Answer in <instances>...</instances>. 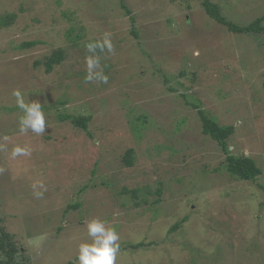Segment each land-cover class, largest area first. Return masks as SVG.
Listing matches in <instances>:
<instances>
[{
	"label": "rangeland",
	"instance_id": "rangeland-1",
	"mask_svg": "<svg viewBox=\"0 0 264 264\" xmlns=\"http://www.w3.org/2000/svg\"><path fill=\"white\" fill-rule=\"evenodd\" d=\"M202 1L0 0V18L13 15L0 26V231L17 264H80L92 220L118 234L115 264H264V35L229 32ZM211 1L239 25L264 11V0ZM14 93L41 104L43 133L21 132ZM190 103L234 126L228 150L254 159L255 181L224 170ZM59 113L88 115L90 135ZM17 146L29 154L13 157ZM141 240L151 245L129 247Z\"/></svg>",
	"mask_w": 264,
	"mask_h": 264
},
{
	"label": "trees",
	"instance_id": "trees-1",
	"mask_svg": "<svg viewBox=\"0 0 264 264\" xmlns=\"http://www.w3.org/2000/svg\"><path fill=\"white\" fill-rule=\"evenodd\" d=\"M203 8L206 14L217 22L220 25H223L227 28V30L231 33H246V34H263L264 35V11L261 15L255 17L252 21L245 25L236 24L230 20H227L221 13L218 4L212 2L211 0H203L202 1ZM126 10L127 15L131 14L130 10L123 5ZM6 17V18H5ZM0 18V26H5L10 24L11 18L13 19V15L5 16ZM130 20L133 22V17L130 16ZM38 41H28L23 42L19 45L20 48H28L33 45H36ZM63 60V51L61 49L54 50L49 56L45 58L42 62L44 65L45 72L49 73L54 65L59 64ZM40 63L36 61L35 64ZM187 102V101H186ZM60 103H65V100L60 101ZM192 108L196 109L198 114L200 123H201V132L209 136L212 140H214L224 153V163L223 167L224 170L231 176L245 181H255V179L261 174V169L256 164L254 159L250 156L240 154L235 155L232 154L228 150V143L227 140L230 135L234 131L233 125H221L218 123L214 116H211L207 111L200 107L197 103H190L189 104ZM57 118L59 120H69L71 124L75 128H80L86 132L89 136L90 132L88 129V115H73V114H57ZM132 149H127L123 160L127 166H131L132 164ZM262 188V186H260ZM130 196L134 199L137 197L136 190H126L124 189L121 193L128 192ZM160 190H156L155 193L159 194ZM142 203L145 202L144 200H140ZM156 202L159 200L156 199ZM140 202L134 201V205H138ZM80 206L79 203L74 202L73 204L67 205L66 210L70 209H78ZM184 218L174 222L172 226L169 228V232L177 229L180 224L183 222ZM150 242H145L141 240L136 243H130L129 247L132 249L141 248L150 246ZM120 249H123V246L120 245ZM16 247L14 246L13 242L11 241L9 235L5 233V231H0V264H17L16 259Z\"/></svg>",
	"mask_w": 264,
	"mask_h": 264
},
{
	"label": "clouds",
	"instance_id": "clouds-1",
	"mask_svg": "<svg viewBox=\"0 0 264 264\" xmlns=\"http://www.w3.org/2000/svg\"><path fill=\"white\" fill-rule=\"evenodd\" d=\"M104 44L111 50V43L106 39ZM101 44H88L89 52L97 47H103ZM98 58H88L89 74L88 80L93 79L92 70L98 65ZM98 79L107 82V77L100 75ZM18 96V106L23 109L25 116L21 119V132L27 131L29 128L37 134L43 133L45 129L44 113L39 102L30 104L24 103L19 99V93H14ZM29 150L24 147H15L12 150V156L27 155ZM88 235L94 239L91 242L81 243L79 246V262L80 264H115L116 255L119 251V236L112 228H107L105 223L100 220H92L88 223Z\"/></svg>",
	"mask_w": 264,
	"mask_h": 264
}]
</instances>
